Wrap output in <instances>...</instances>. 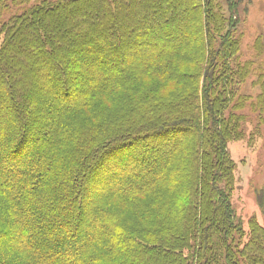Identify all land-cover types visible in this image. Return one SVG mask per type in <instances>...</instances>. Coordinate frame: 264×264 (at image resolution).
<instances>
[{
  "label": "trees",
  "instance_id": "obj_1",
  "mask_svg": "<svg viewBox=\"0 0 264 264\" xmlns=\"http://www.w3.org/2000/svg\"><path fill=\"white\" fill-rule=\"evenodd\" d=\"M240 3L0 0V264H264L230 202L238 112L264 126Z\"/></svg>",
  "mask_w": 264,
  "mask_h": 264
},
{
  "label": "rangeland",
  "instance_id": "obj_2",
  "mask_svg": "<svg viewBox=\"0 0 264 264\" xmlns=\"http://www.w3.org/2000/svg\"><path fill=\"white\" fill-rule=\"evenodd\" d=\"M240 1L236 25L240 43L239 59L252 63L251 74L240 86V94L254 99L260 92V83L264 84V0ZM257 40L259 50L255 46ZM238 113L244 118L239 136L227 143V150L235 167L230 202L235 221L240 224L244 234L241 242L245 243L251 222L264 225V213L259 210L256 200L257 193L264 190V126L258 123L257 114L249 106ZM96 196V192L90 191L88 199L92 200ZM9 243L8 239H2L0 246Z\"/></svg>",
  "mask_w": 264,
  "mask_h": 264
}]
</instances>
